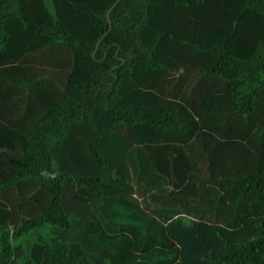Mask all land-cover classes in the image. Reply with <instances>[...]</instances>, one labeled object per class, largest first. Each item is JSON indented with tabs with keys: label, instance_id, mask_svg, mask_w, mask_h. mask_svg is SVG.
I'll return each instance as SVG.
<instances>
[{
	"label": "trees",
	"instance_id": "trees-1",
	"mask_svg": "<svg viewBox=\"0 0 264 264\" xmlns=\"http://www.w3.org/2000/svg\"><path fill=\"white\" fill-rule=\"evenodd\" d=\"M0 264H264V0H0Z\"/></svg>",
	"mask_w": 264,
	"mask_h": 264
}]
</instances>
